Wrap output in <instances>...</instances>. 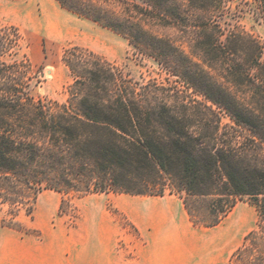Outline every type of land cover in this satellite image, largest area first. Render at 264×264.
<instances>
[{"label":"trees","instance_id":"obj_1","mask_svg":"<svg viewBox=\"0 0 264 264\" xmlns=\"http://www.w3.org/2000/svg\"><path fill=\"white\" fill-rule=\"evenodd\" d=\"M56 1L127 38L176 85L136 80L94 50L72 45L63 55L72 75L67 101L37 99L29 92L32 63L18 57L23 34L0 21L2 202L23 205L44 189L77 197L170 189L179 191L194 225L213 227L246 197L258 211L257 226L228 264H264L263 46L221 24L232 0H118L129 5L126 15L100 0ZM256 2L264 17V0ZM145 20L186 34L188 49Z\"/></svg>","mask_w":264,"mask_h":264},{"label":"rangeland","instance_id":"obj_2","mask_svg":"<svg viewBox=\"0 0 264 264\" xmlns=\"http://www.w3.org/2000/svg\"><path fill=\"white\" fill-rule=\"evenodd\" d=\"M125 1L144 5L141 0ZM100 2L118 14H127L126 7L129 5L125 2L118 0ZM229 6L230 11L221 20V24L226 30L236 28L257 37L263 46L264 56V17L256 0H232ZM131 14L139 18L138 14ZM0 21L17 25L23 34L18 57H27L32 63L35 76L29 92L37 99L43 98L60 103L67 101L72 75L64 63L63 55L65 49L72 45L94 50L122 67L136 80L156 78L176 85V77L170 75L154 58L136 50L127 38L92 20L67 11L56 0H0ZM143 23L154 33L178 40L188 49V36L181 31L159 25L154 21L145 20ZM177 86L186 90L180 83ZM223 119L226 123L230 121L228 117ZM178 192L177 190L171 192L170 189L164 195L110 192L93 193L84 197L62 193L63 198L55 215L68 221L71 227H75L83 204L106 203L107 208L117 218L123 233L120 248L133 252L135 245L140 242L141 233L133 221L132 206L142 205L143 202L151 200H166V203L162 201V204L169 205L167 213H162L161 209L152 203L151 212L146 219L136 217L144 226L146 233H151L152 245H160L164 233L163 225L167 223L166 245L174 250L180 247L186 250L190 264L193 260L228 264L232 253L242 245L245 236L257 226L259 215L256 207L246 197L238 198L232 211L219 225L198 226L190 220ZM37 198L19 206L3 203L0 199V227H12L23 232L31 231L26 223L32 222L35 216ZM116 204L130 206L131 216L119 209ZM126 237H131L132 241H125Z\"/></svg>","mask_w":264,"mask_h":264},{"label":"crops","instance_id":"obj_3","mask_svg":"<svg viewBox=\"0 0 264 264\" xmlns=\"http://www.w3.org/2000/svg\"><path fill=\"white\" fill-rule=\"evenodd\" d=\"M62 195L53 189L39 193L35 216L32 222L26 223L31 231L0 227V264H190L186 250L182 247L174 250L166 245L167 223L163 225L160 245H152L151 233H146L144 226L136 220L138 216L148 217L152 203L162 213H167L169 205L162 204L166 200L132 206V218L140 229L141 238L133 252H129L119 246L123 233L106 203L83 204L76 226L71 227L68 221L55 215ZM116 206L131 216L130 206ZM125 241L131 242L132 238L126 237ZM191 264L211 263L193 260Z\"/></svg>","mask_w":264,"mask_h":264}]
</instances>
